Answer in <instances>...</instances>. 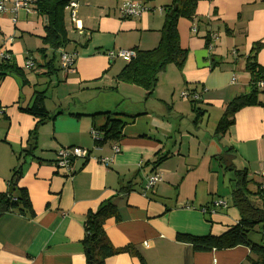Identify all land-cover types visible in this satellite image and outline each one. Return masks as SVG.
I'll return each mask as SVG.
<instances>
[{
	"label": "crops",
	"instance_id": "1",
	"mask_svg": "<svg viewBox=\"0 0 264 264\" xmlns=\"http://www.w3.org/2000/svg\"><path fill=\"white\" fill-rule=\"evenodd\" d=\"M125 1L78 0L77 26L82 30H76L66 11L71 40L67 51L77 55L70 72L61 70L57 57L55 69L50 68L51 50L39 53L44 17L21 11L14 23L11 14L0 13V51L10 54L26 75L25 84L15 75L0 80V194L9 193L13 171L21 166L19 188L26 189L31 202L29 213L0 215V264H87L82 245L87 216L107 200L114 201L119 220L106 221V235L114 248L129 251L108 258L106 264L246 262L247 247L197 251L180 236L219 237L240 221L229 168L246 170L255 183L263 182L264 104L241 109L229 131L221 138L215 134V139L191 113L203 111L199 116L204 117L216 112L219 122L233 99L250 93L249 59L264 69V0H195L193 18L178 21L187 59L182 68H166L151 96L118 80L127 62L110 61L107 53L155 49L165 22L163 9L172 0H133L149 12L122 19L119 9ZM211 33L219 38L209 48ZM27 60L34 62L33 69L26 68ZM184 91L201 94L196 107L178 98ZM37 92H45L50 118L36 128L38 119L21 109L33 105ZM258 100L264 103V93ZM109 112H119L126 120L115 142L121 147L117 155L114 142L93 150L91 131L107 125L108 117L99 114ZM178 117H188L193 127L184 120L181 131ZM35 128L32 149L30 133ZM185 138L191 148L184 146ZM70 147L93 150L94 156L113 161L106 167L79 160L76 174L66 177L55 163L58 150ZM163 156L167 159L156 169L155 162ZM153 172L162 180L144 192ZM219 200L228 205L215 209Z\"/></svg>",
	"mask_w": 264,
	"mask_h": 264
},
{
	"label": "trees",
	"instance_id": "2",
	"mask_svg": "<svg viewBox=\"0 0 264 264\" xmlns=\"http://www.w3.org/2000/svg\"><path fill=\"white\" fill-rule=\"evenodd\" d=\"M72 1L78 0H38L36 3L37 14L46 19L45 36L42 39L44 47L39 49V53L45 55L48 50L52 51L53 59L48 64L52 69H55L56 54L59 50L67 51L71 43L66 25V8ZM195 7V0H172V4L163 9L165 22L159 45L150 51L134 49L137 51L136 58L127 62L118 75V80L141 87L148 96H151L158 85L161 74L169 65L175 64L182 68L188 51L180 46L178 21L181 17L192 19ZM207 46H211L209 37ZM258 49L259 47L255 51ZM247 71L251 77V91L249 94L236 97L226 106L215 131L219 138L223 137L234 125L235 115L241 109L264 104L258 100V96L264 93L258 88V84L264 82V69L260 68L253 59H249ZM9 75H15L22 79L24 84L26 83L24 70L15 64L11 55L10 58L0 61V80L2 81ZM45 100V92H37L33 105L21 109L38 119L36 128L50 118V114L45 108ZM190 103L194 107L197 106V102ZM99 115L108 117V123L98 130L101 138L95 140L97 148L106 143L119 141L122 137V129L126 124V120L122 117L125 115L119 112ZM129 117L135 119L137 116ZM36 128L30 133V139L33 142L32 149L36 148ZM166 159L167 156L159 158L155 162V168L157 169ZM20 167L14 169L10 182L13 193L0 194V215L11 212L26 214L31 210V202L26 189L19 188L22 177ZM229 169L233 172L231 197L234 206L240 212V221L219 237L209 235L198 238L181 235L180 239L192 244L197 251L223 250L244 246L249 249L250 253L243 264H264V182L255 183L249 178L246 170L238 171L234 166ZM252 185L255 186L254 189L251 188ZM224 203L226 206L228 205L227 202L224 201ZM112 217L119 220L118 210L113 200L104 201L95 212L88 214L82 241L87 264H106L108 258L129 251L128 248L116 249L110 243L105 232V224ZM259 231H261L262 240L255 242L252 234Z\"/></svg>",
	"mask_w": 264,
	"mask_h": 264
},
{
	"label": "built area",
	"instance_id": "3",
	"mask_svg": "<svg viewBox=\"0 0 264 264\" xmlns=\"http://www.w3.org/2000/svg\"><path fill=\"white\" fill-rule=\"evenodd\" d=\"M38 0H0V13H9L12 15V20L14 23L17 21V15L22 11L27 14L37 13L35 7ZM77 1H72L66 8L67 13L69 14L70 21L72 24H76V30H82L81 27L77 26ZM149 8L143 6L133 0H127L120 7V15L122 19H130V18H140L144 13L149 12ZM193 32H197L195 28H193ZM219 38L217 33H211V46L212 42L216 41ZM235 54V53H234ZM59 63L61 70L65 72H70L74 67L76 60V53L68 52L64 50H59ZM110 61H114L116 59H122L125 62H129L133 58H136L137 51L134 50H117L110 51L107 53ZM10 58V54L5 51H0V61L6 60ZM27 69H33L34 62L32 60H27L25 64ZM235 82V78H233L232 83ZM259 89H264V82H260L258 84ZM182 100L185 101H193L200 102L201 94L196 91H184L181 93ZM4 114L3 108L0 106V117ZM92 137L94 140H98L101 138V134L98 130L92 129L91 131ZM98 149L97 146L94 147L93 150ZM93 150L80 148V147H70V148H60L57 152L58 159L55 163V166L58 170H62L66 177L72 178L77 171L76 163L79 160L82 161H95L108 167L110 163L113 161V157H96L93 155ZM112 150L114 155H117L121 152V147L119 144L114 143L112 146ZM260 177L264 182V163L262 164V170L260 172ZM162 180V176L159 172H155L147 177L146 184L144 186V192L152 190L154 186ZM264 184V183H263ZM264 187V185H263ZM226 203L224 201H217L214 203V208L225 207ZM147 245V244H146Z\"/></svg>",
	"mask_w": 264,
	"mask_h": 264
},
{
	"label": "rangeland",
	"instance_id": "4",
	"mask_svg": "<svg viewBox=\"0 0 264 264\" xmlns=\"http://www.w3.org/2000/svg\"><path fill=\"white\" fill-rule=\"evenodd\" d=\"M57 58H59V55L57 54V56H56ZM56 58V59H57ZM116 60H122V59H116ZM116 60H114V61H116ZM57 63V60L55 61V64ZM124 87H122V89H121V93H123L124 92V89H123ZM181 94V93H180ZM180 94H179V96H178V98H181L180 97ZM111 96V95H110ZM115 96V95H114ZM203 105L201 104L200 106H199V108H203L202 107ZM205 109H207V107L205 108ZM202 112L203 111H200V112H197V113H191L192 114V116H197V117H199L200 118V120H199V125H200V127L203 129V130H205L206 132H208V133H212V136H213V138L215 139V137H214V135H215V130H216V127H217V125H218V122L216 121V119H214V117L215 116H217V114H216V112H213L212 113V111L211 112H208V113H206L205 115H204V117L203 116H199L200 114H202ZM209 113H211V115H212V119L211 120H209ZM178 120H176L177 121V125H179L178 127H180V125H182V128H181V131H183V129H184V124H185V122H184V120H187V123L190 125V126H192L193 127V124H192V120H189V118L188 117H184L183 119H181V118H177ZM202 125V126H201ZM198 130H199V128H198ZM183 143H184V146L188 149V148H191V146H192V142H191V140L189 139V138H185L184 140H183ZM218 167H220V165H218ZM219 170L221 171V175L222 174H224V172H225V169L223 168V169H221V168H219ZM228 173H229V175H230V178L232 177V175H233V172L231 173L230 171H228ZM229 179V178H228ZM261 233V231H259L258 233H253L252 234V236H253V238L255 237V239H259V242L262 240L261 238H262V235L260 234Z\"/></svg>",
	"mask_w": 264,
	"mask_h": 264
},
{
	"label": "water",
	"instance_id": "5",
	"mask_svg": "<svg viewBox=\"0 0 264 264\" xmlns=\"http://www.w3.org/2000/svg\"><path fill=\"white\" fill-rule=\"evenodd\" d=\"M9 193H10V194H12V193H13V189H12V188L9 190Z\"/></svg>",
	"mask_w": 264,
	"mask_h": 264
}]
</instances>
